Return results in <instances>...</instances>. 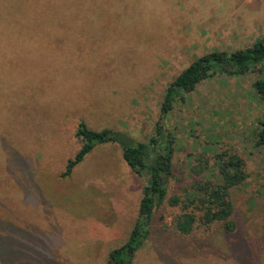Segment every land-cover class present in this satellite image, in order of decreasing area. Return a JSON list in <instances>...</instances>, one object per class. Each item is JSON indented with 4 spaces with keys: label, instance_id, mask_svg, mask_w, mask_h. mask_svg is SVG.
I'll return each instance as SVG.
<instances>
[{
    "label": "rangeland",
    "instance_id": "1",
    "mask_svg": "<svg viewBox=\"0 0 264 264\" xmlns=\"http://www.w3.org/2000/svg\"><path fill=\"white\" fill-rule=\"evenodd\" d=\"M262 38L264 0H0V219H13L11 245L22 261L109 264L110 251L126 244L135 225L149 175L131 169L121 143L97 144L62 177L81 147V121L153 148L169 83L205 54ZM257 78L204 79L164 120L174 150L168 196L211 179L216 155L234 152L248 176L231 197L254 239L264 234ZM180 209L166 201L147 222L149 237L133 264H227L207 258L226 248L216 228L176 231Z\"/></svg>",
    "mask_w": 264,
    "mask_h": 264
},
{
    "label": "trees",
    "instance_id": "2",
    "mask_svg": "<svg viewBox=\"0 0 264 264\" xmlns=\"http://www.w3.org/2000/svg\"><path fill=\"white\" fill-rule=\"evenodd\" d=\"M248 72L258 74L254 88L264 101V38L257 40L246 49L210 52L184 68L169 83L161 103V117L157 122L156 135L151 138V143L163 147V158L157 156L154 163H150L146 158L152 152V147H149L147 143L137 142L131 147H126L117 136L112 134L111 129L95 130L84 121L79 123L75 135L82 144L74 157L68 160L66 169L61 174L62 177L70 176L75 167L93 151L97 144L111 141L121 143L123 157L137 175L142 176L144 173L149 175V183L143 188L138 215L129 239L125 245L110 251L109 264H133V253L141 249L149 237L146 223L153 219L166 201L171 206L181 208L173 218L174 227L181 235H190L197 227H202L206 231L216 228L221 240L220 247L223 248L224 243L226 248L225 251L211 250L207 258H218L222 262L227 261V264H262L264 262V252H262L264 234L258 239L247 236L245 226L236 216L231 197L232 190L241 186L248 176L245 160L240 155L228 151L218 153L216 166L208 173L211 179H195L191 185L183 188L182 194L176 192L168 196L169 189L166 181V177L173 173L174 150L171 145L172 139H166V137L173 138V134L165 132L164 120L180 102L186 101L187 94L194 91L204 79L219 73L242 75ZM255 135V144L264 146V118L260 130ZM12 223L11 218L0 219V253L5 254L4 262L6 264H40L36 259L34 263L31 257L22 261L23 258L17 253L18 248L11 245L13 244L11 232L14 231ZM255 246H258L260 250L255 251ZM130 247L133 248L132 252L129 250Z\"/></svg>",
    "mask_w": 264,
    "mask_h": 264
},
{
    "label": "water",
    "instance_id": "3",
    "mask_svg": "<svg viewBox=\"0 0 264 264\" xmlns=\"http://www.w3.org/2000/svg\"><path fill=\"white\" fill-rule=\"evenodd\" d=\"M114 136H117V138L119 139V141L121 143H123L126 147H131L132 145H134L136 143V139L130 137L129 135L125 134V133H112ZM153 150H155V148H153ZM147 225V223H146ZM130 252L133 251V248L130 247L129 248Z\"/></svg>",
    "mask_w": 264,
    "mask_h": 264
},
{
    "label": "flooded vegetation",
    "instance_id": "4",
    "mask_svg": "<svg viewBox=\"0 0 264 264\" xmlns=\"http://www.w3.org/2000/svg\"><path fill=\"white\" fill-rule=\"evenodd\" d=\"M155 147H156V145H154L153 148H155ZM153 148H152L151 156L157 154L158 156H160L161 158H163L162 154L154 153V152H153V151H154ZM146 158H147V156H146ZM147 159H148V158H147Z\"/></svg>",
    "mask_w": 264,
    "mask_h": 264
}]
</instances>
